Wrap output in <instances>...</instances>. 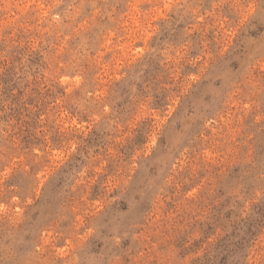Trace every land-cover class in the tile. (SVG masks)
I'll use <instances>...</instances> for the list:
<instances>
[{"label":"clouds","instance_id":"1","mask_svg":"<svg viewBox=\"0 0 264 264\" xmlns=\"http://www.w3.org/2000/svg\"><path fill=\"white\" fill-rule=\"evenodd\" d=\"M262 202L264 0H0V264H205Z\"/></svg>","mask_w":264,"mask_h":264},{"label":"rangeland","instance_id":"2","mask_svg":"<svg viewBox=\"0 0 264 264\" xmlns=\"http://www.w3.org/2000/svg\"><path fill=\"white\" fill-rule=\"evenodd\" d=\"M262 224H264V202L254 206V215L245 223V236L234 239L239 236L235 230L223 236L210 253L205 254V264H235L236 253L241 248L242 241L246 236L253 234V228H258Z\"/></svg>","mask_w":264,"mask_h":264}]
</instances>
